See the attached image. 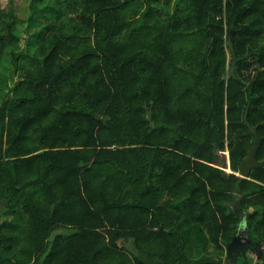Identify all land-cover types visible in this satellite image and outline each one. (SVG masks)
I'll return each instance as SVG.
<instances>
[{
    "label": "trees",
    "instance_id": "16d2710c",
    "mask_svg": "<svg viewBox=\"0 0 264 264\" xmlns=\"http://www.w3.org/2000/svg\"><path fill=\"white\" fill-rule=\"evenodd\" d=\"M180 1L0 8V264H264V0Z\"/></svg>",
    "mask_w": 264,
    "mask_h": 264
},
{
    "label": "rangeland",
    "instance_id": "374dc122",
    "mask_svg": "<svg viewBox=\"0 0 264 264\" xmlns=\"http://www.w3.org/2000/svg\"><path fill=\"white\" fill-rule=\"evenodd\" d=\"M28 4H29V0H0L1 11L3 13L12 12L20 22L19 29L17 28L15 32L17 36L19 37L18 44L21 47L24 46V42L26 40V34L28 33V31L25 29L26 26L28 25L27 17L30 14V9L28 8ZM176 7L177 8L183 7V3L180 0H171V3L168 6H162L159 4L155 6V9H157L161 13V16L168 19ZM0 31H1V28H0ZM5 63H6L5 59H3L2 62L0 63V74L4 72ZM0 80H1V77H0ZM219 155H220V159L224 163L222 166L225 167V162H227V159H228L227 151L225 150L224 152H220ZM247 210L251 211L252 208H249ZM208 251L212 254L213 257H216L218 255V253L212 247H209ZM224 257H225V254L222 256V258ZM246 258L250 263L257 262V255L254 251L246 252ZM236 264H241V263L237 262Z\"/></svg>",
    "mask_w": 264,
    "mask_h": 264
},
{
    "label": "water",
    "instance_id": "95a60500",
    "mask_svg": "<svg viewBox=\"0 0 264 264\" xmlns=\"http://www.w3.org/2000/svg\"><path fill=\"white\" fill-rule=\"evenodd\" d=\"M232 36H233V31L230 32L229 37H228V46H229V50L231 52V57H232L231 67L228 73L229 77H233L235 75L234 73L235 65L238 61V58L235 56V53L233 51ZM246 117H247V110L245 111V115L243 117V123L248 128L249 132L253 136V144L251 148L249 149L247 155L240 161L239 166H238V173L236 175L242 178L247 177L251 169L264 165V160L257 161L255 159V153L258 148V144H259L261 137H259L256 134V128L250 126ZM237 213L240 218V222L237 227H240V225L243 222L244 215L242 216L239 210H237ZM233 242H234V237L225 246L226 253H225V257L223 258V264H235L238 256L243 258L244 260L246 259V256L244 254V247L240 248V252H236L232 249Z\"/></svg>",
    "mask_w": 264,
    "mask_h": 264
},
{
    "label": "flooded vegetation",
    "instance_id": "af4514ba",
    "mask_svg": "<svg viewBox=\"0 0 264 264\" xmlns=\"http://www.w3.org/2000/svg\"><path fill=\"white\" fill-rule=\"evenodd\" d=\"M245 218H246V216H244L242 224L240 225V227H237V231H236L235 235L233 236L234 237V242L232 244V249L234 251H236V252H240V248L244 247L245 256H246V252H248V251L249 252L250 251H254L256 253V255L259 256V254H260V245H259V243L251 242L250 240H248L246 238V230H247V228H246V224H245ZM225 253H226V249H225ZM239 258L240 257L238 256L237 259H239ZM237 259H236V261H237Z\"/></svg>",
    "mask_w": 264,
    "mask_h": 264
},
{
    "label": "crops",
    "instance_id": "0c3cea01",
    "mask_svg": "<svg viewBox=\"0 0 264 264\" xmlns=\"http://www.w3.org/2000/svg\"><path fill=\"white\" fill-rule=\"evenodd\" d=\"M227 166V170L230 171L229 167H228V159L227 162H225V167Z\"/></svg>",
    "mask_w": 264,
    "mask_h": 264
}]
</instances>
